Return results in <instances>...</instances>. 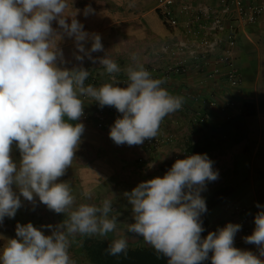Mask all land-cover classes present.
Masks as SVG:
<instances>
[{"label":"clouds","instance_id":"9594fccd","mask_svg":"<svg viewBox=\"0 0 264 264\" xmlns=\"http://www.w3.org/2000/svg\"><path fill=\"white\" fill-rule=\"evenodd\" d=\"M67 7V0H0V222L15 217L20 196L30 202L38 197L49 210L67 217L49 236L32 223L17 224V238L7 240L0 250V264H75L69 237L76 235L115 234L107 251L113 256L126 252L128 241L120 235L117 216L111 215L112 201L105 199L99 206L76 204L71 186L57 182L71 167L84 132L83 124L69 121L83 116L81 97H88L122 114L109 133L117 145H141L155 138L164 118L184 103L182 96L162 86L164 79L154 78L142 64L123 69L127 87L116 86V74L122 69L109 57L99 63L111 82L99 87L86 85L89 72L82 67L71 71L56 67L54 20L75 38L80 52L90 55L83 44L89 34L76 19L70 25L66 22ZM91 39L90 51H103L101 37ZM14 142L22 157L19 166L11 157ZM217 179L207 154L176 160L163 178L125 193L135 220L125 225L127 231L142 236L169 258L168 264H202L209 252L211 264H264L251 251L233 246L240 225L228 223L202 239L200 216L207 207L201 191L206 182ZM83 195L91 198L88 192ZM255 226L245 241L257 245L264 256V210L256 215Z\"/></svg>","mask_w":264,"mask_h":264},{"label":"crops","instance_id":"0c3cea01","mask_svg":"<svg viewBox=\"0 0 264 264\" xmlns=\"http://www.w3.org/2000/svg\"><path fill=\"white\" fill-rule=\"evenodd\" d=\"M67 4L64 18L69 25L73 18L83 25V31L89 34L83 44L90 55L80 52L75 38L69 37L58 20H54L53 47L58 49L55 65L61 70L82 67L107 82L109 76L99 63L100 59L109 57L122 70L133 64H142L148 70L152 65L167 62L166 55L160 56V49L179 36V32L169 29L164 22L156 0H67ZM87 9L90 10L86 12ZM93 35L101 37L103 51H90ZM77 56L83 60H78ZM235 64L243 79L236 88L228 85L223 74L212 77L208 73H198L191 66L164 86L171 94L182 96L184 103L180 110L162 121L157 135L164 139L160 149L141 150L139 145H117L110 138L109 127L111 122L122 118V114L111 106L106 110L109 116L104 129L98 128L93 121H69L83 124L84 132L71 167L57 182L71 186L76 204L99 206L103 200H111V215L117 216V227L120 235L127 239L128 247H150L142 236L128 232L125 227L135 223L132 205L125 193H131L143 182L163 178L176 160L194 155L188 152L191 145L206 144L201 155L207 154L213 162L218 179L206 182L201 191L202 198L206 199L222 187L233 189L224 201L206 213L211 233L228 223L240 225L233 246L251 251L264 261L258 246L245 241V237L254 232L256 215L264 210V19L241 32L235 50ZM231 102L233 104H227L226 112L221 111V106ZM245 104L254 105L255 113L246 118V138L236 142L237 128L229 120L241 114ZM98 107L88 104L90 111ZM194 117L203 121L195 123ZM11 157L19 166L22 157L15 142ZM13 190L20 195L15 185ZM84 192H88L91 198L84 197ZM20 199L21 207L15 217H5L0 222V250L7 240L17 238V224L32 223L49 236L67 218L64 213L49 210L38 197L31 202L22 196ZM49 225L51 229L47 227ZM245 227L250 229L249 234L245 233ZM86 238L80 235L69 237V254L75 264H91L83 249ZM114 238L115 234H108L102 239L112 241ZM211 257L209 254L202 264H211Z\"/></svg>","mask_w":264,"mask_h":264},{"label":"built area","instance_id":"2783aa9c","mask_svg":"<svg viewBox=\"0 0 264 264\" xmlns=\"http://www.w3.org/2000/svg\"><path fill=\"white\" fill-rule=\"evenodd\" d=\"M156 7L169 29L179 32L175 41L164 44L160 49V56L166 55L167 62L148 68L166 81L163 87L190 66L198 73H208L212 77L223 74L230 87L241 85L243 79L235 64V50L241 32L264 19V0H156ZM87 71L86 85L99 87L105 83L98 74ZM116 81V86L127 87V76L123 70L116 74ZM107 82H111L109 77ZM81 99L84 112L79 120L93 121L98 128H106L109 116L106 110L110 106L101 108L91 98ZM90 103L99 107L90 111ZM227 104L233 103H225L220 107L221 111L226 112ZM201 121L202 118L194 117L195 123ZM114 123L111 122L110 129ZM163 143L164 139L156 136L146 139L139 148L157 150ZM244 230L247 234L251 232L247 227Z\"/></svg>","mask_w":264,"mask_h":264},{"label":"trees","instance_id":"16d2710c","mask_svg":"<svg viewBox=\"0 0 264 264\" xmlns=\"http://www.w3.org/2000/svg\"><path fill=\"white\" fill-rule=\"evenodd\" d=\"M255 113L254 105H246L243 112L230 118L229 123L237 128L236 142L242 141L247 135L246 118ZM206 144H193L188 148L190 154H202ZM232 188L222 187L205 199L207 211L200 216L201 225L204 231L201 233L202 239H206L210 230V223L205 215L212 208L224 201L231 193ZM110 239L99 237H87L83 242L84 254L91 264H168L169 258L162 253H158L152 246L150 247H127L126 252L113 256L107 251L111 244ZM212 256L213 253L209 252Z\"/></svg>","mask_w":264,"mask_h":264}]
</instances>
